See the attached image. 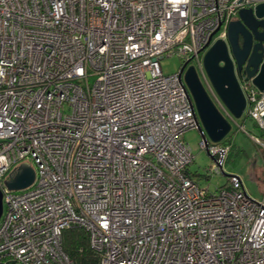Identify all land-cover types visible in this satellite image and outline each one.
Segmentation results:
<instances>
[{"label":"built area","instance_id":"2783aa9c","mask_svg":"<svg viewBox=\"0 0 264 264\" xmlns=\"http://www.w3.org/2000/svg\"><path fill=\"white\" fill-rule=\"evenodd\" d=\"M262 2L0 0V264H74L62 247L72 227L86 230L97 264H264V203L237 176L213 194L190 177L183 136L195 116L178 73L160 67L195 61L234 121L200 54ZM238 81L264 133V93ZM200 147L221 172L230 146ZM25 160L34 182L11 192L5 181Z\"/></svg>","mask_w":264,"mask_h":264},{"label":"water","instance_id":"95a60500","mask_svg":"<svg viewBox=\"0 0 264 264\" xmlns=\"http://www.w3.org/2000/svg\"><path fill=\"white\" fill-rule=\"evenodd\" d=\"M187 64L178 75L191 102L197 130L205 144H219L229 135L231 125L211 100L196 68ZM202 66L220 102L233 119H240L246 109V99L238 76H244L264 93V2L239 11L238 19L228 25L227 39L217 40L207 49ZM34 179V169L29 164H21L9 174L5 186L11 192H19L29 188ZM2 212L0 191V218Z\"/></svg>","mask_w":264,"mask_h":264},{"label":"rangeland","instance_id":"374dc122","mask_svg":"<svg viewBox=\"0 0 264 264\" xmlns=\"http://www.w3.org/2000/svg\"><path fill=\"white\" fill-rule=\"evenodd\" d=\"M203 54V52L200 54V58L203 57ZM181 65V60L175 56L160 61V67L165 76L178 73ZM190 65L195 66L204 88L210 93L196 62H190L188 66ZM95 79V77L88 78L89 84L92 85ZM229 122L231 131L227 138L232 137L231 154L227 156L224 166L218 174L214 173L215 162L207 151L200 147L202 138L198 130L193 129L184 134L183 141L189 145L194 156L188 170L200 188L211 194L226 185L228 176H237L241 179L248 196L257 202L264 203V145L256 144L252 139L256 137L264 144V133L255 126L252 120L246 117V111L240 119L229 120ZM242 128L244 129L242 130ZM208 144L212 145V143ZM23 163H28L35 170L31 160L19 162L16 167Z\"/></svg>","mask_w":264,"mask_h":264},{"label":"trees","instance_id":"16d2710c","mask_svg":"<svg viewBox=\"0 0 264 264\" xmlns=\"http://www.w3.org/2000/svg\"><path fill=\"white\" fill-rule=\"evenodd\" d=\"M255 126L257 125L255 124ZM231 142L232 137H228L222 142L230 146L227 156L231 154ZM188 173L194 180L191 173L189 171ZM62 247L65 254L74 264H97L99 261V255L90 248L88 233L83 228L72 227L65 230L62 235Z\"/></svg>","mask_w":264,"mask_h":264},{"label":"clouds","instance_id":"9594fccd","mask_svg":"<svg viewBox=\"0 0 264 264\" xmlns=\"http://www.w3.org/2000/svg\"><path fill=\"white\" fill-rule=\"evenodd\" d=\"M237 19H238V18H237ZM237 19H236V20H237ZM202 58H203V57H202ZM182 66H183V65H181V67H182ZM192 66H193V65H192ZM187 67H188V64H187ZM178 74H179V72H178ZM216 108H217V107H216ZM218 111H219V110H218ZM222 116H223V115H222ZM223 117H224V116H223ZM224 118H225V117H224ZM232 118H233V117H232ZM226 120H227V119H226ZM234 120H235V119H234ZM226 139H227V137H226L223 141H225ZM223 141H222V142H223ZM222 142L219 143V144H222ZM228 177H229V176H228Z\"/></svg>","mask_w":264,"mask_h":264},{"label":"flooded vegetation","instance_id":"af4514ba","mask_svg":"<svg viewBox=\"0 0 264 264\" xmlns=\"http://www.w3.org/2000/svg\"><path fill=\"white\" fill-rule=\"evenodd\" d=\"M241 40V39H240Z\"/></svg>","mask_w":264,"mask_h":264}]
</instances>
